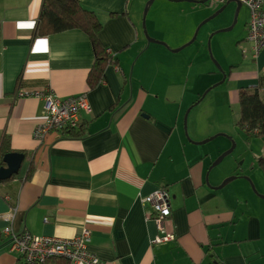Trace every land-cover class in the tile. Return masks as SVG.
Wrapping results in <instances>:
<instances>
[{
  "label": "crops",
  "instance_id": "crops-1",
  "mask_svg": "<svg viewBox=\"0 0 264 264\" xmlns=\"http://www.w3.org/2000/svg\"><path fill=\"white\" fill-rule=\"evenodd\" d=\"M144 1L79 0L97 13L99 39L112 57L103 78L89 88L94 54L85 32L34 35L42 0H0V136L9 137L11 152L25 156L15 176L0 180V214L16 208L11 219L0 217V264H18L2 233L9 227L64 238L86 227L87 248L100 264H261L264 259V215L256 214L249 185L245 192L230 184L232 179L219 187L227 175L210 167L227 144L207 151L191 128L190 137L183 131L181 116L191 98L185 105L184 100L196 87L188 81L190 57L172 49L188 40L196 18L178 3L179 26L163 32L155 27L160 15L153 12V37L164 44L148 42L141 28ZM170 1L161 0L157 8L171 10ZM247 22L242 61L216 83L230 76L236 81L227 89L237 112L238 89L256 85L264 74V46L251 55ZM19 90H51L59 98L84 93L90 111L81 112L82 135L49 132L37 142L33 130L44 117L43 101L17 96ZM259 96L264 103V87ZM158 188L169 195L165 228L175 239L155 244L157 229L146 219L141 198Z\"/></svg>",
  "mask_w": 264,
  "mask_h": 264
},
{
  "label": "rangeland",
  "instance_id": "rangeland-1",
  "mask_svg": "<svg viewBox=\"0 0 264 264\" xmlns=\"http://www.w3.org/2000/svg\"><path fill=\"white\" fill-rule=\"evenodd\" d=\"M141 1L138 0V5ZM147 1L145 0L140 7L141 28L144 36L146 30L147 35L154 38L153 35L155 34L149 21L153 12L160 15L155 23V27L159 28V31L169 32L176 29L181 19V14L176 13L179 9L178 3L184 6L185 12L191 19L196 18L192 34L181 46L191 41L193 37L194 39L177 51L190 57V77L188 81L196 87L193 90L194 94L186 95L184 100L185 105L189 96L191 98L190 104L185 107L181 116V123L183 129H185L183 131L186 132L185 135L190 137L191 128L200 142L208 137L215 136L213 139L201 144L207 146V151H214L219 146L222 147L223 144H227L224 146L227 147L223 150L225 151L233 143L235 144L232 151L215 167L221 169L227 175L226 177L239 173L240 176L233 179L230 184H239V187L245 192L247 191V185H249L251 194L254 196L249 197L250 200L255 201L256 214L258 216L264 215V199L256 195H264V172L258 163V158L264 156V137H248L243 130L236 126L237 104L230 95L231 90L236 86V81L232 80L230 76L222 84L213 86L221 81L224 76L230 74L229 69L242 61L240 44L244 41L246 33L244 21L248 19L247 8L243 5L240 7L236 21L233 24L236 8V2L234 1L229 2L223 10L215 14L222 5L212 6L208 2L193 5L187 0H184L185 2L183 0H172L174 3L170 1V4H172L171 10H163L157 8L161 0H154L148 6L143 27V11ZM161 18H164V20L161 21ZM230 26L232 27L227 29ZM231 73H233V69ZM227 87L232 88L228 90ZM197 100L198 102L192 106V103ZM211 110H214L219 129L217 131H215L216 126L211 123ZM256 255L259 256L260 254L257 252ZM261 264H264V259H261Z\"/></svg>",
  "mask_w": 264,
  "mask_h": 264
},
{
  "label": "built area",
  "instance_id": "built-area-1",
  "mask_svg": "<svg viewBox=\"0 0 264 264\" xmlns=\"http://www.w3.org/2000/svg\"><path fill=\"white\" fill-rule=\"evenodd\" d=\"M229 0H209L214 5L225 4ZM248 9L247 22L248 39L252 43V56L264 46V9L263 0H237ZM31 95L43 100L44 117L33 130V137L42 142L49 132L59 133L75 127L81 110H89L85 94L59 98L50 92L19 90L17 96ZM143 208H146L145 217L153 220L157 229L152 243H162L173 240V232L165 228V220L170 216L169 195L164 188H158L141 198ZM16 208L0 214L4 219H11ZM7 236V250L17 255L26 264H46L51 258H63L67 264H100L99 258L87 248L91 237L88 228H82L80 234L70 238L53 235H35L29 232H12L10 227L2 230Z\"/></svg>",
  "mask_w": 264,
  "mask_h": 264
},
{
  "label": "trees",
  "instance_id": "trees-1",
  "mask_svg": "<svg viewBox=\"0 0 264 264\" xmlns=\"http://www.w3.org/2000/svg\"><path fill=\"white\" fill-rule=\"evenodd\" d=\"M101 26L97 13L84 7L79 0H42L38 19L33 25V33L40 36L70 28L85 32L91 41L94 54L93 64L86 81L88 87L93 88L103 78L104 70L112 60L98 36ZM262 87H264V74L258 77L256 85L242 86L237 91L238 112L235 123L248 137H264V103L259 96ZM83 124L81 122L76 129L63 130L58 134L64 137L81 136ZM8 152H11L9 137L2 133L0 136V166L4 165L2 157ZM258 163L264 172V156L258 158ZM31 168L29 167L28 173ZM237 176H240L239 173ZM18 264L26 263L18 257ZM46 264H67V261L63 258H51Z\"/></svg>",
  "mask_w": 264,
  "mask_h": 264
},
{
  "label": "water",
  "instance_id": "water-1",
  "mask_svg": "<svg viewBox=\"0 0 264 264\" xmlns=\"http://www.w3.org/2000/svg\"><path fill=\"white\" fill-rule=\"evenodd\" d=\"M181 1V0H179ZM186 1V0H185ZM189 2H192V3H203V2H206L207 0H187ZM231 1H234L236 2V8H235V13H234V20H233V24L235 23L236 21V18H237V14L240 10V7L242 6L241 3L237 0H229L227 1L225 4L222 5V7L217 10L215 12V14L219 13L221 10H223V8ZM153 2V0H148L146 3H145V6H144V11H143V18H142V26L144 27V17H145V14L147 12V9H148V6ZM232 26L228 27L227 29H230ZM145 33V36H146V39L148 40V42H154V43H160V44H164V42H160L154 38H151L147 35V32L146 30L144 31ZM194 39V37H193ZM192 39V40H193ZM191 40V41H192ZM191 41H189L188 43L178 47V48H175V49H172V51H179L181 50L183 47H185L187 44H189ZM221 82V81H220ZM219 82V83H220ZM215 86L218 85V84H214ZM202 97V96H201ZM200 99V98H199ZM198 102V100H197ZM196 102V103H197ZM145 115V114H143ZM146 116V115H145ZM222 135V134H221ZM215 136H211V137H208L206 138L205 140H202L201 142L199 143H205L211 139H213ZM234 143L231 145V147L225 151H223L222 153H220L216 158L215 160L211 163L210 167H213V166H216L217 164H219V162L228 154L232 151L233 147H234ZM24 154L21 153V152H8V153H5L2 157V161H3V164L4 165H1L0 166V180H6L8 178H10L11 176L17 174L19 172V169L22 165V162L24 160ZM237 175H231V176H228L226 177L222 183L219 185V187L223 186L224 184L228 183L229 181H231L232 179L236 178ZM253 187V185H252ZM254 188V187H253ZM255 190V189H254ZM261 196L262 198H264V195H259Z\"/></svg>",
  "mask_w": 264,
  "mask_h": 264
},
{
  "label": "bare ground",
  "instance_id": "bare-ground-1",
  "mask_svg": "<svg viewBox=\"0 0 264 264\" xmlns=\"http://www.w3.org/2000/svg\"><path fill=\"white\" fill-rule=\"evenodd\" d=\"M206 2H208L209 4H211L212 6H215L213 3H210L209 2V0H207ZM246 39H247V41L248 42H250L251 43V41L248 39V31H247V35H246ZM252 44V43H251ZM262 49V48H261ZM260 49V50H261ZM259 50V51H260ZM259 51H258V53H259ZM257 53V54H258ZM42 92H50V93H53V94H55L53 91H51V90H46V91H42ZM56 95V94H55ZM40 99V98H39ZM85 99H86V103H87V105H88V107H89V110H90V106H89V103L87 102V97H86V95H85ZM40 100H42V99H40ZM43 101V100H42ZM86 112L87 110H81L80 112H79V115H78V117H79V120H78V122H77V125L75 126V127H72V128H69L68 130H72V129H76L77 127H78V125L82 122V119H81V112ZM26 232V231H25ZM27 232H29V231H27ZM30 233V232H29ZM31 234H33V233H31ZM35 235H37V234H35ZM175 239V238H174ZM168 242V241H167Z\"/></svg>",
  "mask_w": 264,
  "mask_h": 264
},
{
  "label": "clouds",
  "instance_id": "clouds-1",
  "mask_svg": "<svg viewBox=\"0 0 264 264\" xmlns=\"http://www.w3.org/2000/svg\"><path fill=\"white\" fill-rule=\"evenodd\" d=\"M223 5V4H222Z\"/></svg>",
  "mask_w": 264,
  "mask_h": 264
}]
</instances>
